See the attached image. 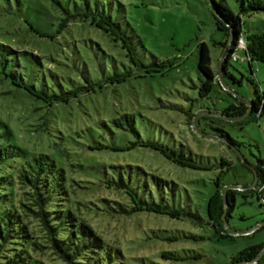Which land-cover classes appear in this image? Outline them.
Returning a JSON list of instances; mask_svg holds the SVG:
<instances>
[{
    "label": "rangeland",
    "instance_id": "374dc122",
    "mask_svg": "<svg viewBox=\"0 0 264 264\" xmlns=\"http://www.w3.org/2000/svg\"><path fill=\"white\" fill-rule=\"evenodd\" d=\"M220 1L241 11L240 0ZM106 3L144 66L87 21L73 22L54 40L40 39L29 30L30 23L54 28V0H15L4 20L10 26L0 24L3 37L46 56L42 76L57 97L35 100L14 88L0 94V116L19 146L49 155L63 169L65 207L118 250L109 263L230 264L242 249L264 241V228L221 236L211 224L210 199L222 174L224 187L254 181L247 166L264 157V113L259 118L255 113L242 127L222 116L223 127L243 143L247 166L233 150L190 123L188 114L199 115L201 107L220 115L228 106L229 90L220 84L208 97L199 95L203 75L197 67L198 46L207 43L218 70L220 43L226 39L210 0ZM241 13L244 29L264 30V11ZM163 61L166 67L146 72ZM229 71L236 80H226L229 87L264 100V62L254 60L250 66L231 60ZM212 120L199 121L206 133H214ZM168 153L193 160L196 167ZM225 158L231 167L222 164ZM258 190L237 194L229 216L234 230L264 223V190Z\"/></svg>",
    "mask_w": 264,
    "mask_h": 264
},
{
    "label": "trees",
    "instance_id": "16d2710c",
    "mask_svg": "<svg viewBox=\"0 0 264 264\" xmlns=\"http://www.w3.org/2000/svg\"><path fill=\"white\" fill-rule=\"evenodd\" d=\"M16 1L20 3V0ZM246 1L240 0L241 11H264V0ZM54 2L57 20L51 24L55 25L52 28L55 29V33L42 24L36 27L30 23L32 27L30 26L29 30L37 32L34 35L51 41L63 33L64 29H68L73 22L87 21L90 25L102 29L111 41L120 44L137 65L144 66L121 22L114 20L108 11L106 0H54ZM211 2L218 26L224 30L226 36L225 41L220 43L223 48L222 55L225 54L222 63L224 79L225 82L228 79L235 80L229 71L231 60L242 63L248 61L250 66L254 60L264 62V30H258L257 27L244 29L241 11L235 12L227 3L220 0H210ZM14 4L15 0H0V24L3 28L10 26L5 24L4 20L5 16L11 14ZM232 32L234 41L230 42ZM3 35L1 31L0 94L20 88L22 90L18 91L35 96V100L52 102L57 95L51 93L52 87L42 76L46 56L30 47L9 43ZM242 36L246 41V48L242 50L243 54H240L243 60H234L233 55L238 51V39ZM198 48L197 67L203 75L199 95L206 98L214 86L221 85V82L218 70L213 68L207 43L201 42ZM50 58L54 59L49 55ZM154 64L148 68L145 65L146 72L151 71V68L159 70L166 67L167 62ZM250 100L251 105L229 90L228 106L220 110V115L208 107L198 109V112L202 113L199 121L203 117L213 119L209 124L213 135L223 139L214 140L233 150L238 160L245 166L248 160L241 154L243 143L232 137L222 122L223 117H226L233 125L242 127L254 118L255 113L259 118L264 113V100L255 98ZM250 106L251 112L247 117L236 119L247 113ZM31 109L34 110L33 107ZM188 115L190 123L195 127L197 114ZM14 136L9 124L0 116V264H111L109 260L114 259L118 250L108 245L86 222L80 221L69 205L65 207L64 200L68 195V189L64 183L66 177L63 169L49 155L43 152H30L19 146ZM168 155L184 165L196 167L193 160L180 159L170 153ZM222 164L232 166L226 158L222 160ZM249 166H247L249 170L254 173V181L256 177L258 180L255 185L253 181L240 185L242 188L227 189L226 213L222 194L224 184L221 183L224 175L217 180V190L210 199L209 216L211 224L221 236L233 235L227 231L225 219L229 222L231 211L236 206L237 194L247 196L249 190H256L258 187L260 189L258 193L261 194L264 190V157H258L257 162ZM261 228H264V223L255 231ZM263 251L264 241L242 249L230 259V264H260L264 261ZM254 260L256 262L250 263Z\"/></svg>",
    "mask_w": 264,
    "mask_h": 264
},
{
    "label": "water",
    "instance_id": "95a60500",
    "mask_svg": "<svg viewBox=\"0 0 264 264\" xmlns=\"http://www.w3.org/2000/svg\"><path fill=\"white\" fill-rule=\"evenodd\" d=\"M211 4H212V2H211ZM212 6H213V5H212ZM213 7H214V6H213ZM233 41H234V34H233V32H232V33H231V36H230V42H233ZM224 58H225V54L223 53V55H222V57H221V60H220V66H219V69H218L219 76H220V82H221V85L224 86L225 88L231 90L236 96H238V97L244 99L246 102H248L249 105H251L252 102H251V100H250L249 98L244 97L243 95L237 93L236 91H234L233 89H231V88L226 84L225 79H224V75H223V71H222V63H223ZM250 112H251V106L249 107V110H248L247 113L241 115L240 117L238 116V118H236V119H242V118H245V117H247V116L250 114ZM204 113H211V112H204ZM201 114H202V113H200L199 115H197V117H196V119H195V128H196V130H197L199 133L205 135V136L208 137V138H211V139H222L221 137H218V136H216V135L206 133V132H204V131L200 128V125H199V117H200ZM212 114H213V113H212ZM216 114H218V113H216ZM218 115H219V114H218ZM222 140H223V139H222ZM241 157L244 159V157H243L242 155H241ZM257 180H258V178L256 177L253 185L256 184ZM228 188H242V186H240V185H228V186H225V187L222 189V194H223V196H224V202H225V204H226V207H225V213H226V211H227V205H228V201H227V189H228ZM225 213H224V218H226V217H225V216H226ZM225 225H226V229H227V231H228L230 234H233V235H239V234H249V233H251V232H254V231H255V230H256L261 224L258 225V226H255V227H253V228H251V229L241 230V231H239V230H234V229L230 226V224H229V222H228L227 219H225ZM263 253H264V251H263ZM252 262H256V261L254 260V261H251L250 263H252Z\"/></svg>",
    "mask_w": 264,
    "mask_h": 264
},
{
    "label": "built area",
    "instance_id": "2783aa9c",
    "mask_svg": "<svg viewBox=\"0 0 264 264\" xmlns=\"http://www.w3.org/2000/svg\"><path fill=\"white\" fill-rule=\"evenodd\" d=\"M237 48L238 50H245L246 41L243 36L238 39ZM233 58L234 60H243V57L237 51L234 53Z\"/></svg>",
    "mask_w": 264,
    "mask_h": 264
}]
</instances>
